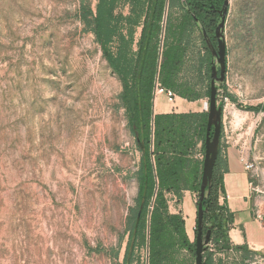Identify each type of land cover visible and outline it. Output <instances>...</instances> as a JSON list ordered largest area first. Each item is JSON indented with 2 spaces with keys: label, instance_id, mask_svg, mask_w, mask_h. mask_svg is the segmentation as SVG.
Instances as JSON below:
<instances>
[{
  "label": "rangeland",
  "instance_id": "1",
  "mask_svg": "<svg viewBox=\"0 0 264 264\" xmlns=\"http://www.w3.org/2000/svg\"><path fill=\"white\" fill-rule=\"evenodd\" d=\"M98 1L0 0V264L123 261L141 152L128 125L124 82L105 59L92 25L82 20L84 12L92 19ZM116 7L135 59L144 12L132 13L127 1ZM183 10L179 2L168 6L162 45L160 22L159 60L176 42ZM193 23L178 57L175 90L158 79L156 88L154 81V115L208 111L210 77L202 63L208 50ZM224 37L220 149L233 146L251 165L252 185L264 197V111L254 109L264 104V0H228ZM118 43L114 38L108 53L115 55ZM210 57L208 51L209 64ZM194 141L191 157L201 161L199 139ZM163 197L195 241L199 190H182L180 197L164 190ZM207 250L217 264H264V255L253 250L244 260L210 243ZM136 253L147 264L146 245ZM176 258L194 264L184 249Z\"/></svg>",
  "mask_w": 264,
  "mask_h": 264
},
{
  "label": "trees",
  "instance_id": "2",
  "mask_svg": "<svg viewBox=\"0 0 264 264\" xmlns=\"http://www.w3.org/2000/svg\"><path fill=\"white\" fill-rule=\"evenodd\" d=\"M121 1L130 4L132 13L144 12L141 40L135 59L128 55L129 42L119 29L124 19L123 15L115 13L116 6ZM180 1L168 0L169 7H173L177 2L180 6L183 5V18L175 29L176 34L173 33L176 35V42L167 47L160 60L161 54H158L156 41L166 0H99L92 19H88L85 12L82 15V20L87 25H92V32L108 64L124 82L122 99L128 114V125L141 152L136 172L138 182L136 204L130 209L127 217L128 238L121 264H140L136 252L139 247L146 245L149 212L147 264H178L176 253L182 249L194 255L195 241H191L186 234L182 217L167 211L163 191L173 192L180 197L182 190H199L203 160H194L191 153L195 137L201 141L200 147L204 153L207 112L154 115L151 143L155 79H158L164 88L175 90V73L181 46L188 36V30L194 25L192 13L202 21L208 33L213 32L214 29L213 15L209 14L208 8L215 0H184L183 3ZM185 6H188V9H185ZM87 14H92V11L87 10ZM129 20L131 23L136 22L132 17H129ZM114 38H117L119 43L116 54L111 55L107 47ZM206 55V60L202 59V63L206 66L209 78L208 51ZM128 77H131L130 84L127 82ZM209 91L210 86L207 90L208 96ZM179 94L190 100L199 97L188 92H179ZM254 109L264 111V104ZM224 166L225 159L219 148L210 191L203 203L202 230L204 234L208 228L210 229V244L217 251L241 253V259L244 260L249 257L251 251L246 245L231 243L228 231L232 224V215L225 201L219 202L220 194L224 193ZM155 184L157 190L151 203ZM203 262L217 264L213 253L207 249L203 253Z\"/></svg>",
  "mask_w": 264,
  "mask_h": 264
},
{
  "label": "water",
  "instance_id": "3",
  "mask_svg": "<svg viewBox=\"0 0 264 264\" xmlns=\"http://www.w3.org/2000/svg\"><path fill=\"white\" fill-rule=\"evenodd\" d=\"M182 2L184 0H181ZM227 4L228 0L223 1L221 10H219V19L217 20L214 37L216 38L215 47L212 45L210 38L202 28V24L199 18L195 13H192L193 21L199 26L202 38L204 43L211 54L210 57V91H209V107L207 111V120L205 126L204 134V158L202 161V173L201 180L199 185V197L197 202V226H196V235H195V248H194V264H204L203 262V253L208 248L210 243V229L208 228L203 234V224H202V215H203V203L210 191L212 174L215 165V161L218 157L219 148H220V135L222 127V105L217 101V91L218 87L222 84L225 79L226 71V43L224 37V25L225 17L227 14ZM185 9H188V6H185ZM168 10V0L165 2L164 13L162 18L161 26V37L160 44L162 45L166 17ZM159 55L161 54V47L159 48ZM157 78V77H156ZM157 80L155 79V82ZM154 95V91H153ZM154 101V98H153ZM154 112V111H153ZM153 124H154V113L151 119V143L153 141ZM152 146V144H151ZM157 190V184H155L154 195L152 197L151 203H153L155 192ZM149 217L150 212L147 216V239H146V248L148 251L149 244ZM261 220L264 221V215L261 216Z\"/></svg>",
  "mask_w": 264,
  "mask_h": 264
},
{
  "label": "crops",
  "instance_id": "4",
  "mask_svg": "<svg viewBox=\"0 0 264 264\" xmlns=\"http://www.w3.org/2000/svg\"><path fill=\"white\" fill-rule=\"evenodd\" d=\"M154 109V107H153ZM155 110L158 112L159 109ZM225 159L223 201L232 215L228 236L233 245H246L264 255V197L252 185L245 159L233 147L221 151Z\"/></svg>",
  "mask_w": 264,
  "mask_h": 264
},
{
  "label": "flooded vegetation",
  "instance_id": "5",
  "mask_svg": "<svg viewBox=\"0 0 264 264\" xmlns=\"http://www.w3.org/2000/svg\"><path fill=\"white\" fill-rule=\"evenodd\" d=\"M223 1L224 0H222V1H219V0H215V2L214 3H211L210 5H209V8H208V10L210 11L209 12V14H212L213 16H212V18L214 19V29H215V26H216V23H217V20L219 19V10H221V8H222V5H223ZM211 18V19H212ZM200 20V19H199ZM200 22H201V26H202V28H204L205 29V27H204V25H203V23H202V21L200 20ZM214 29H213V32H211V33H208L206 30V32H207V34H208V36H209V38H210V41H211V43H212V45L215 47V45H216V38L214 37ZM210 53V52H209ZM211 55V54H210Z\"/></svg>",
  "mask_w": 264,
  "mask_h": 264
},
{
  "label": "built area",
  "instance_id": "6",
  "mask_svg": "<svg viewBox=\"0 0 264 264\" xmlns=\"http://www.w3.org/2000/svg\"><path fill=\"white\" fill-rule=\"evenodd\" d=\"M158 85H159V84H157V81H156V82H155V87L157 88ZM199 146H201V141H199ZM197 156H199V159L203 160V158H204V153L201 152V153H199ZM245 166H246V169L250 170L251 165H249V164L246 162V163H245ZM255 189H256V188H255ZM222 198H223V196L220 197V199H219V202H220V203L223 202V199H222Z\"/></svg>",
  "mask_w": 264,
  "mask_h": 264
}]
</instances>
